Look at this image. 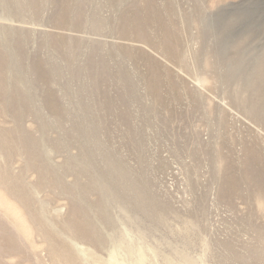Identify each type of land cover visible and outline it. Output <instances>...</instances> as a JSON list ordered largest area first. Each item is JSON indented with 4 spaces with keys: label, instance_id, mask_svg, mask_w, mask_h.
<instances>
[{
    "label": "rangeland",
    "instance_id": "374dc122",
    "mask_svg": "<svg viewBox=\"0 0 264 264\" xmlns=\"http://www.w3.org/2000/svg\"><path fill=\"white\" fill-rule=\"evenodd\" d=\"M0 264H264V0H0Z\"/></svg>",
    "mask_w": 264,
    "mask_h": 264
}]
</instances>
